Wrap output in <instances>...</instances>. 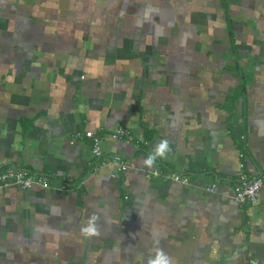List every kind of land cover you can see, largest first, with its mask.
I'll list each match as a JSON object with an SVG mask.
<instances>
[{"label": "crops", "instance_id": "1", "mask_svg": "<svg viewBox=\"0 0 264 264\" xmlns=\"http://www.w3.org/2000/svg\"><path fill=\"white\" fill-rule=\"evenodd\" d=\"M12 168L50 186L0 182V264H264V187L233 193L264 171V0H0Z\"/></svg>", "mask_w": 264, "mask_h": 264}, {"label": "built area", "instance_id": "2", "mask_svg": "<svg viewBox=\"0 0 264 264\" xmlns=\"http://www.w3.org/2000/svg\"><path fill=\"white\" fill-rule=\"evenodd\" d=\"M84 136L93 142L92 155L94 158L97 160L100 159V162L95 165L93 170H96L98 167L102 168L108 166L106 161L101 160L102 154L99 147L98 137L92 132H85ZM112 138L116 140H129L130 137L126 131L118 128L115 130L114 134H112ZM111 162L115 165L118 171L126 170V164L119 157L113 158V161ZM165 179H171L174 182H178L183 185L188 184L187 178L180 174L167 175ZM0 182L3 186H16L22 190H29L32 188L48 189L50 186V181L47 177L35 175L27 170L16 168H12L6 170L4 173H1ZM263 187L264 171L252 178L240 173L238 180L233 187L234 199L239 204H255L257 202V196Z\"/></svg>", "mask_w": 264, "mask_h": 264}, {"label": "clouds", "instance_id": "3", "mask_svg": "<svg viewBox=\"0 0 264 264\" xmlns=\"http://www.w3.org/2000/svg\"><path fill=\"white\" fill-rule=\"evenodd\" d=\"M166 150H168L167 141H162L160 144L157 145L154 153L149 154L148 157L145 158L144 164L151 167L155 161L157 156L163 157L165 155ZM97 217L93 215L88 223L87 226L81 229V234L85 237H92L100 235L97 226H96ZM155 256L154 258H150L148 264H172L171 259L164 253V251L160 248L154 249Z\"/></svg>", "mask_w": 264, "mask_h": 264}]
</instances>
